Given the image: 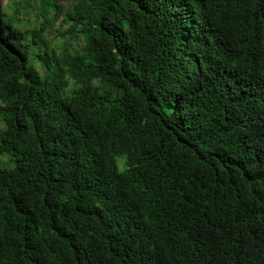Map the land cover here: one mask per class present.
I'll use <instances>...</instances> for the list:
<instances>
[{
    "label": "trees",
    "instance_id": "trees-1",
    "mask_svg": "<svg viewBox=\"0 0 264 264\" xmlns=\"http://www.w3.org/2000/svg\"><path fill=\"white\" fill-rule=\"evenodd\" d=\"M1 1L0 264H264V0Z\"/></svg>",
    "mask_w": 264,
    "mask_h": 264
},
{
    "label": "rangeland",
    "instance_id": "rangeland-1",
    "mask_svg": "<svg viewBox=\"0 0 264 264\" xmlns=\"http://www.w3.org/2000/svg\"><path fill=\"white\" fill-rule=\"evenodd\" d=\"M17 1H21L24 3L27 0H2L1 3H2V7H3L4 12L10 15L14 10L15 3ZM20 19H21L22 23L25 25H29L32 23V22L28 21L29 18L25 14H22L20 16ZM23 24H21V25H23ZM67 31H68V27L66 25L65 26L61 25V21H59L56 23V26L52 30V32H48L49 33V36H48L49 45L53 50L59 51L60 48L63 46V42L65 40V38L63 37V34L65 35ZM3 128L4 127H3V124H2L1 119H0V131ZM123 160H124L123 158L118 159V163L120 164V167L123 165ZM0 165L2 167L13 166V164H11V159L8 156H1L0 157Z\"/></svg>",
    "mask_w": 264,
    "mask_h": 264
}]
</instances>
